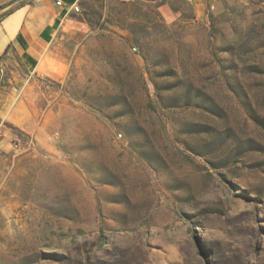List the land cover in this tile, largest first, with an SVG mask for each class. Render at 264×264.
I'll return each instance as SVG.
<instances>
[{"label": "rangeland", "instance_id": "obj_1", "mask_svg": "<svg viewBox=\"0 0 264 264\" xmlns=\"http://www.w3.org/2000/svg\"><path fill=\"white\" fill-rule=\"evenodd\" d=\"M78 3L0 58V264H264V0Z\"/></svg>", "mask_w": 264, "mask_h": 264}, {"label": "crops", "instance_id": "obj_2", "mask_svg": "<svg viewBox=\"0 0 264 264\" xmlns=\"http://www.w3.org/2000/svg\"><path fill=\"white\" fill-rule=\"evenodd\" d=\"M22 1L0 0V6L11 5L12 9L0 19V56L9 46L6 54L13 49L25 66L32 67L38 52L46 49L66 16L73 12L71 6L79 0H63V6H58L57 0Z\"/></svg>", "mask_w": 264, "mask_h": 264}, {"label": "built area", "instance_id": "obj_3", "mask_svg": "<svg viewBox=\"0 0 264 264\" xmlns=\"http://www.w3.org/2000/svg\"><path fill=\"white\" fill-rule=\"evenodd\" d=\"M56 4H57L58 6H63V5H64L63 0H57V1H56ZM212 7H213V6H212ZM71 11H73V12H75V13H79V12H81V5H80L78 2L74 3V4L71 6ZM133 49L136 50L137 47H134ZM1 137H2V130L0 129V140H1ZM119 137H122L121 133H119Z\"/></svg>", "mask_w": 264, "mask_h": 264}, {"label": "trees", "instance_id": "obj_4", "mask_svg": "<svg viewBox=\"0 0 264 264\" xmlns=\"http://www.w3.org/2000/svg\"><path fill=\"white\" fill-rule=\"evenodd\" d=\"M2 8H3V6H0V9H2ZM11 12H12V9H10V10H8V11L2 13V14L0 15V19H2L3 17L7 16V15L10 14ZM8 49H9V46L6 48L4 54H2V55L0 56V58L3 57V56L8 52Z\"/></svg>", "mask_w": 264, "mask_h": 264}, {"label": "water", "instance_id": "obj_5", "mask_svg": "<svg viewBox=\"0 0 264 264\" xmlns=\"http://www.w3.org/2000/svg\"><path fill=\"white\" fill-rule=\"evenodd\" d=\"M10 7H11V5H7V6L3 7V8L1 9V11H2V12H6L7 10L10 9Z\"/></svg>", "mask_w": 264, "mask_h": 264}]
</instances>
